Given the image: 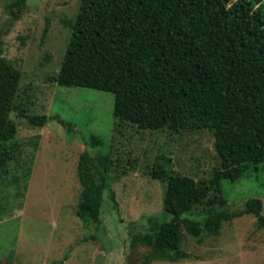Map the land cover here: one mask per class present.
I'll return each instance as SVG.
<instances>
[{
    "label": "trees",
    "instance_id": "obj_1",
    "mask_svg": "<svg viewBox=\"0 0 264 264\" xmlns=\"http://www.w3.org/2000/svg\"><path fill=\"white\" fill-rule=\"evenodd\" d=\"M25 3L7 5L11 22ZM50 81L113 94L117 123L139 130L213 132L220 166L208 183L172 174L164 156L154 163L149 174L167 184L163 211L170 219L150 215L132 224L129 249L146 247L153 261L177 263L188 257L184 230L201 243L218 236L224 223L247 215L264 230L260 199L230 211L223 191L225 181L264 173V0H82L59 72ZM21 84L22 72L3 56L0 41V171L18 150L14 112L32 126L56 120L71 132L59 117L29 115L20 101ZM86 143L107 147L94 133ZM113 161L109 153L94 157L88 150L79 157L76 215L85 227L102 225L107 191L115 201ZM206 203L203 215L191 214Z\"/></svg>",
    "mask_w": 264,
    "mask_h": 264
},
{
    "label": "rangeland",
    "instance_id": "obj_2",
    "mask_svg": "<svg viewBox=\"0 0 264 264\" xmlns=\"http://www.w3.org/2000/svg\"><path fill=\"white\" fill-rule=\"evenodd\" d=\"M11 1L0 0V41L3 56L22 72L21 104L29 115L61 118L71 132L56 120L39 128L19 112L12 114L18 150L0 171V264H264V230L252 215L224 223L218 236H205L201 243L184 230L182 250L188 257L177 263L153 261L146 247L128 248L132 224L150 215L170 219L163 211L167 184L149 174L154 163L164 156L172 174L208 183L220 166L213 132L139 130L117 123L113 94L51 82L82 0H26L14 22L6 8ZM91 133L107 147H88ZM86 150L94 157L109 153L114 160L109 180L115 201L107 191L100 227H85L76 215L82 191L77 166ZM223 191L230 211L244 209L251 198L264 205V173L225 181ZM208 208L197 206L191 214L203 215Z\"/></svg>",
    "mask_w": 264,
    "mask_h": 264
}]
</instances>
